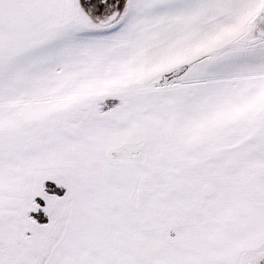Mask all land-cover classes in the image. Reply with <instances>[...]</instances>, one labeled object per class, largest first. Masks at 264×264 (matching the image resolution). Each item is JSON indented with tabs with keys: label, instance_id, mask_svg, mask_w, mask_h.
I'll return each mask as SVG.
<instances>
[{
	"label": "snow or ice",
	"instance_id": "obj_1",
	"mask_svg": "<svg viewBox=\"0 0 264 264\" xmlns=\"http://www.w3.org/2000/svg\"><path fill=\"white\" fill-rule=\"evenodd\" d=\"M0 264H264V0H0Z\"/></svg>",
	"mask_w": 264,
	"mask_h": 264
}]
</instances>
